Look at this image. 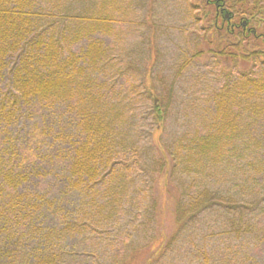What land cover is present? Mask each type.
Segmentation results:
<instances>
[{
	"label": "trees",
	"instance_id": "trees-1",
	"mask_svg": "<svg viewBox=\"0 0 264 264\" xmlns=\"http://www.w3.org/2000/svg\"><path fill=\"white\" fill-rule=\"evenodd\" d=\"M152 4L0 0V264H89L86 243L115 229L106 264H264V0H175L178 56L160 84L155 27L138 50L122 33ZM202 48L206 87L191 70ZM156 175L177 195L166 242Z\"/></svg>",
	"mask_w": 264,
	"mask_h": 264
},
{
	"label": "rangeland",
	"instance_id": "rangeland-1",
	"mask_svg": "<svg viewBox=\"0 0 264 264\" xmlns=\"http://www.w3.org/2000/svg\"><path fill=\"white\" fill-rule=\"evenodd\" d=\"M203 1L204 0H191L192 3L197 4L199 6H202ZM174 2L175 0H153L152 17L150 19H147L145 15H140V13H138L137 17L133 19L134 21L133 24L125 26V29L122 32L124 34V39H125V42H124L125 48L129 50L133 46L134 50H138V44H139L138 41L140 42L143 36L145 40L146 35L152 32V29L149 26V23H151L152 26L155 27L153 47L155 48L157 52V59H156L155 65L152 70V75H153L152 78L157 84H160V81L162 79H164L165 82L171 80L172 75L170 72L174 64V59H176L178 56V51L175 46V44L177 43V39H176L175 32L173 29V22L169 14V12L172 11V5H174ZM229 2H232V0H229ZM124 10H126V8ZM210 12L214 14L213 9H211ZM200 16L203 18L201 13H200ZM210 16H212V14H210ZM233 17L234 19L232 21H229L230 25L231 24L235 25L240 22L239 18H241V16H238V13H233ZM145 20L146 21L148 20L149 22V23L147 22V25L145 23ZM205 21L206 19L204 17L203 22ZM207 22L209 21L207 20ZM220 23L221 21H219V24ZM130 27L131 29H129ZM257 32L261 33V30L257 29ZM257 43H261V42H257ZM231 45L232 44H230V46ZM245 45L247 48L248 47L252 49L255 48L253 41H248V43ZM179 47L181 48L182 46H179ZM226 49L229 50L230 52L234 50L233 48L229 46H227ZM189 50H190L189 53L191 54L193 52V47L192 46L189 47ZM202 50H203V54L201 55V57H199L194 62L195 64L193 65L191 70L195 78L201 79L202 83L200 85L202 87H206L204 86L205 84L210 86L211 79L205 78V77L209 76V74L211 75L213 74V72L216 70L215 68L216 65L214 61L215 57L214 56L212 57L211 54H209L208 52H205L204 48H202ZM144 52L147 54L148 48H145ZM225 64L227 66H231V63H225ZM240 66H242V68L244 69L248 67L247 62L242 63V65ZM157 72H159V74H156ZM124 75L127 78H131V79L134 78V76L132 75H127L125 73ZM189 78H190V74H189ZM187 87L188 85L186 83L185 85H180L177 91L178 92L177 95L179 94L180 96H182V93L186 91ZM175 110H179L178 105L176 106ZM176 112L177 111H175L174 116H172L170 120L167 122V125L177 131L181 127L182 119H181V114H176ZM160 152L162 151L157 150L156 154L157 156L162 157V154ZM156 180H157V183L155 185L156 190H154L153 195L156 196V200L158 203L157 204V221H155V224L153 225V227H154V231L156 232V234H159L157 236L159 238H163V240H165L166 242L169 238L174 236L176 229H177V224L175 223V219L173 216V211L176 206L175 200H176L177 195L175 193L174 187H172V185H169L167 183L169 181H167L166 177H158V175H156ZM206 220L211 223L208 226L203 225L201 227V231H202L201 236L202 235L208 236V234H210L211 231L216 232L217 228H219V224H218L219 217H214V218L211 217ZM125 230L126 229H124L122 225H120V231H125ZM116 231L117 229H115L113 232H110V233L107 232L103 236L97 239L88 241L89 243H86L85 246L87 248L83 250H87L88 254L91 255V257L93 255V258L88 261L89 264H106V260L112 259V250H111L112 246H110L109 241L111 240V238L114 237V233ZM140 235H141V231H140ZM201 236L198 237L200 239L197 242H201ZM156 246L153 245V248ZM188 246L189 244L187 243L183 245L184 249H187ZM183 247H182V250L180 251L182 253L184 251ZM138 249L140 248L139 247L136 248V250ZM152 255L153 253L149 254V252H148V255L146 254L136 255L134 256V258L131 259V261H128L126 264H144L147 259L152 257ZM176 261L177 260L175 259V263ZM244 262L245 261H243V263ZM239 263L241 264L242 262H239Z\"/></svg>",
	"mask_w": 264,
	"mask_h": 264
}]
</instances>
